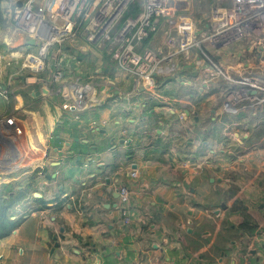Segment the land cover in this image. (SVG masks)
Returning <instances> with one entry per match:
<instances>
[{"label":"crops","instance_id":"crops-1","mask_svg":"<svg viewBox=\"0 0 264 264\" xmlns=\"http://www.w3.org/2000/svg\"><path fill=\"white\" fill-rule=\"evenodd\" d=\"M169 32L162 23L146 45L177 52ZM231 54L218 50L216 58L235 69ZM18 62L0 65V116L20 122L10 161L20 169L0 185L34 181L35 191L29 205L15 207L13 218L22 219L0 239V264H264V135L253 136L264 133L262 98L254 107L220 105L213 91L222 80L192 51L177 54L175 72L151 85L117 71L118 90L73 113L36 75L23 78ZM31 86L30 104L12 107ZM234 184L241 191L222 205L221 187ZM122 185L132 191L129 224L119 210Z\"/></svg>","mask_w":264,"mask_h":264},{"label":"built area","instance_id":"built-area-1","mask_svg":"<svg viewBox=\"0 0 264 264\" xmlns=\"http://www.w3.org/2000/svg\"><path fill=\"white\" fill-rule=\"evenodd\" d=\"M12 1V27L39 46L33 55L39 64H22L21 69L33 72L49 95L59 97L64 111H83L99 93L118 90L117 71L137 84L151 85L157 76L175 72L177 54L188 57L192 51L199 52L205 66L230 85L233 102L264 100V0H232L226 8L217 7L211 26L203 30L198 29L184 0ZM18 2H22L20 7ZM162 23L169 26L168 45H177V52L166 55L146 45ZM74 40L84 41L92 50L108 52V59L95 70L81 72V60L64 55L62 50L63 43ZM232 44L242 49L246 60L226 70L212 50L227 49ZM52 48L57 50L50 57ZM16 55L1 50L0 65L12 66L18 61ZM48 69L50 76L43 77ZM1 95L7 98L6 93ZM181 118H185L184 113ZM19 125L14 113L0 116V176L20 169L10 163L19 154L14 144ZM129 175L136 179L139 173L133 170ZM118 193L122 221L129 224L133 219L132 191L122 185Z\"/></svg>","mask_w":264,"mask_h":264},{"label":"rangeland","instance_id":"rangeland-1","mask_svg":"<svg viewBox=\"0 0 264 264\" xmlns=\"http://www.w3.org/2000/svg\"><path fill=\"white\" fill-rule=\"evenodd\" d=\"M231 2L232 0H189V4L186 6L187 7L186 10H188V13L194 19L195 23L197 24L198 29L203 30L211 26L212 17H213V14L215 13V9L217 7L226 8L231 5ZM13 9H14V3L12 0H0V36L4 35V37H6L5 38L6 42L8 43L7 46L3 44L2 42L3 38L1 36L0 51L4 49H8L9 51L18 54L16 56L18 57L19 65L21 66L22 64H25L26 66H28L30 63L29 60L33 57V55L38 53L39 46H37L36 44L32 45L31 44L32 39L30 37L17 32L12 27L11 13ZM130 14L131 13H128V15ZM128 15H126V17ZM76 43H79V44H76ZM87 48L88 47L82 40L68 41V42L63 43V46H62L64 55L77 57L78 59L81 60L79 61V67H80L81 72L95 70L97 68L96 66H99L101 63L105 62L108 59V55H109L108 52L101 53L97 51V54H92L88 51ZM228 48L232 54L229 57L228 56L227 57L224 56V57L230 63H232L234 58H236L237 62L235 63L234 67L235 66L239 67V64L243 63L246 60L242 49L238 47L237 45H233V44L229 45L227 49ZM56 50L57 48H52V51L50 52V57L52 56V54L56 52ZM212 52L214 55H216V53L218 54V51L212 50ZM51 65H53V62L51 63V59H50L49 66L51 67ZM224 67L226 70L230 69L226 65H224ZM49 76H50V70L48 69L46 70V73L43 75V77H49ZM28 77L35 78L33 72L26 70V72H24L23 78H28ZM34 81H35L34 79H30V82H34ZM33 87L34 86L29 87L24 92H21L22 90L19 92V94L21 93L20 96H22V98H20L21 104L20 102L14 103L13 102L14 100H13L10 105L14 107L15 109H20L21 107L22 109H24L25 106H28L30 104L28 100L29 98L28 93L33 92ZM218 88L219 89H216L213 92H215L219 96L220 105L222 106L224 105L227 107V105L230 104V100H231L230 98L231 95H229L230 85L227 82L223 81L220 83ZM261 95L264 96V92ZM254 102L255 101H241L237 104H240V105L248 104L254 107L255 106ZM227 120H228V117L225 112L222 119H219L220 126L218 130V138L223 143H226L228 139H230L229 138L230 135L228 131H226V126H225V124L227 123ZM259 135L260 137H262L264 133L263 132H261V134L255 133L253 136L255 138H258ZM238 151H242V149L240 148ZM263 174H264V170H263ZM224 176L225 177L227 176L226 172ZM3 182H4L3 180H0V184H2ZM32 184H34V181H31V183L29 184L26 183L25 185H21L19 182L0 185V195L6 196L7 199H10L11 197L14 198L12 199L13 207L9 211V215L11 217L10 219L12 221L21 222L22 217L19 219L13 218V216L18 215L17 214L18 212L16 211L17 208L15 207L18 204H22V202H24L27 196L28 195L31 196V194L35 191L34 188L31 187ZM221 189L223 190V192H225L223 194L224 195L223 198H221V201H220L222 202L221 203L222 205L225 204L227 197L230 196V193L238 194L241 191V188L238 186V184L230 185L228 187H221ZM26 204L29 205V202L27 200L23 203V206ZM20 215H22V213H20ZM248 216L250 217V221H251V220H254L255 217H257V214L248 215Z\"/></svg>","mask_w":264,"mask_h":264},{"label":"trees","instance_id":"trees-1","mask_svg":"<svg viewBox=\"0 0 264 264\" xmlns=\"http://www.w3.org/2000/svg\"><path fill=\"white\" fill-rule=\"evenodd\" d=\"M11 197L7 199L6 196L0 195V239H3L13 233L18 227L20 222L12 221L9 215V211L13 207Z\"/></svg>","mask_w":264,"mask_h":264},{"label":"water","instance_id":"water-1","mask_svg":"<svg viewBox=\"0 0 264 264\" xmlns=\"http://www.w3.org/2000/svg\"><path fill=\"white\" fill-rule=\"evenodd\" d=\"M17 5L20 7L22 5V2H18ZM31 44L34 45V41H31Z\"/></svg>","mask_w":264,"mask_h":264},{"label":"bare ground","instance_id":"bare-ground-1","mask_svg":"<svg viewBox=\"0 0 264 264\" xmlns=\"http://www.w3.org/2000/svg\"><path fill=\"white\" fill-rule=\"evenodd\" d=\"M37 60V59H36ZM39 61L37 60V63H38ZM39 64V63H38Z\"/></svg>","mask_w":264,"mask_h":264}]
</instances>
